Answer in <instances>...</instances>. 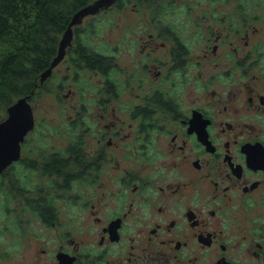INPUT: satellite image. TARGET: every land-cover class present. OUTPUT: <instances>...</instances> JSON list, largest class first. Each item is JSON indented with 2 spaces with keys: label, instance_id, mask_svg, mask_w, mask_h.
Here are the masks:
<instances>
[{
  "label": "flooded vegetation",
  "instance_id": "af4514ba",
  "mask_svg": "<svg viewBox=\"0 0 264 264\" xmlns=\"http://www.w3.org/2000/svg\"><path fill=\"white\" fill-rule=\"evenodd\" d=\"M129 1L108 8L121 11ZM138 1H148L159 29L142 50L154 66L144 59L122 65L117 46L93 45L102 61L94 69L80 62L98 78L79 86L84 98L69 121L72 140L39 147L41 129L33 152L43 163L24 157L23 141L20 158L0 171L8 187H0V224L29 213L12 223L19 230L8 242L0 238L2 264H264V6L243 18L264 0H204L203 14L193 0ZM164 7L176 13L162 16ZM86 18L43 80L51 63L41 71V87L51 76L61 80L60 63L70 78L80 74L73 52L87 42L79 33ZM68 24L56 35L53 58ZM198 44H205L200 56ZM156 46L161 56L151 55ZM41 169L44 181L34 180ZM8 171L34 203L12 204Z\"/></svg>",
  "mask_w": 264,
  "mask_h": 264
},
{
  "label": "rangeland",
  "instance_id": "374dc122",
  "mask_svg": "<svg viewBox=\"0 0 264 264\" xmlns=\"http://www.w3.org/2000/svg\"><path fill=\"white\" fill-rule=\"evenodd\" d=\"M92 1V0H91ZM94 1V0H93ZM92 1V2H93ZM166 2L175 5L176 0H165ZM172 1V2H171ZM204 0H193L191 5L194 9H198L200 11V14H203V9L208 7L204 4H200ZM148 1H138L135 2V0H131L127 3L125 7L119 10V8H115L113 6L112 8H107L105 10L100 9L97 13L87 16L85 21H88L91 23L90 28H86L83 30H80L79 33L86 34V40L88 42H91L92 45H94L99 50H106L107 48L111 46H117L119 49L117 51V60H119L120 64L125 65L127 63H131L133 61L137 60H147L148 64H151L154 66V61L157 60H148L145 58V53L142 51L144 50L145 44L144 41L149 33L157 34L159 29L154 25V20L151 17V13H148L147 10V3ZM91 3V2H90ZM264 4H251L247 7L246 10H244V16H249L253 14H261L263 12L262 7ZM29 7V5H28ZM31 7V6H30ZM74 4L72 3L69 7V9L73 8ZM233 8L232 4L229 5V10ZM228 10V11H229ZM239 11V10H237ZM162 16L164 15H172L175 14V10H169L166 7L163 8ZM210 13V12H209ZM211 14V13H210ZM90 15V14H89ZM247 21L251 23V27L253 25L258 24L257 21H254L252 18L247 17ZM206 20L203 22L202 19H200V23H205ZM149 24V25H148ZM23 26V27H22ZM29 26H33L36 32L35 35L40 38L42 32L45 28V24L43 21L37 20L35 25H32L31 23L25 22L22 25L18 26L23 28V30H28ZM88 26V24L84 25ZM90 30L94 31L93 33H90ZM93 34V35H92ZM60 35V33H58ZM62 36V35H61ZM39 40V41H40ZM206 44V43H205ZM201 47L197 46L196 50L194 51V54H198L199 56L204 51V46ZM164 48L163 47H154L151 49V55L152 56H161L163 54ZM29 64V60H23L21 62L22 67H26ZM58 73L62 76L61 80L59 78H54V76H51L48 79V82H46L45 87H36L33 91L32 96H35L33 100V104H35V113L37 118V127L33 131H29V135L27 140H22L23 143H26L27 147L24 150V157H31V158H39L40 163H43V160L40 156L35 154L33 152V149L38 147L36 144H33V142L38 139L42 138L41 135V129L45 130L46 138H43V140H40V146L44 142H48L49 144V150L53 147L56 148H64L71 140H72V134L69 131V121L72 118L73 115L77 114L80 110L81 106V100L84 98V93L79 89V86L82 82L76 83L74 81V78H70L71 70L70 67L67 68L64 63L58 64ZM68 75V76H67ZM67 76L65 79L64 77ZM92 79L94 81L95 78H98L97 74H94L92 72H88L86 74L87 78ZM95 77V78H94ZM64 80V86L62 88H59L57 83H61ZM36 81H38V77L36 78ZM73 87V89L71 88ZM91 93L90 87H86V96H88ZM125 97V96H124ZM114 99L108 100L104 103V105L111 109ZM77 105V106H76ZM97 108L96 104L91 105L90 110H94ZM0 111L3 114V106L0 105ZM53 121V122H51ZM50 123L48 124L51 128L40 125L42 123ZM55 127V128H54ZM45 139V140H44ZM21 169V165H17L15 167V172L19 173ZM40 176H33L32 178L34 180H42L44 181V178L42 177V174H45L44 170L39 171ZM14 176V172L8 171L6 173V180L13 188V193L15 194V198L12 199V204L20 210L19 202L23 201L24 203H34L32 193H21L19 191V186L11 183L12 177ZM13 197V195H12ZM3 211V208L1 209ZM0 211V212H1ZM29 215L28 212H25L23 214H17L16 219H11L8 222H3L0 225L2 227L6 225L9 226L10 229H3L0 231L1 236L0 238L5 242L9 241V237H13L16 235V231L19 230L17 226L12 225L13 222H21V220L25 219ZM66 217V214L63 212H60V218ZM38 225L41 224V220L38 218ZM28 223L24 222L21 225H27ZM37 224V223H36ZM34 224V225H36ZM9 244V243H8ZM3 263V260L0 261V264ZM12 263L11 260H5V264Z\"/></svg>",
  "mask_w": 264,
  "mask_h": 264
},
{
  "label": "trees",
  "instance_id": "16d2710c",
  "mask_svg": "<svg viewBox=\"0 0 264 264\" xmlns=\"http://www.w3.org/2000/svg\"><path fill=\"white\" fill-rule=\"evenodd\" d=\"M92 1L0 0V105L3 106L4 111L3 114L0 111V120L7 115L8 106L19 97L28 96L30 100L35 98L32 95L35 94L33 93L35 88L40 86L41 71L53 60L56 35L62 32L77 10ZM122 2L123 0H118V4ZM72 3L74 7L69 9ZM37 20L45 24L40 41L36 38L33 26H29L28 30L18 27L25 22L35 25ZM87 24L88 28L93 29L90 22ZM93 32L90 30V33ZM35 43L39 44L36 46ZM73 55L76 73L81 74L75 76L74 81L82 82L81 85H89L91 80L89 77L85 80L86 74L83 73L80 62L85 61L86 65L83 67L94 69L101 64L102 56L88 41L79 50L74 51ZM23 60H29L31 64L24 68L23 65L21 66ZM37 77L38 81H36ZM63 83L64 80L59 86ZM0 187L3 190L8 189L4 179L0 182Z\"/></svg>",
  "mask_w": 264,
  "mask_h": 264
},
{
  "label": "water",
  "instance_id": "95a60500",
  "mask_svg": "<svg viewBox=\"0 0 264 264\" xmlns=\"http://www.w3.org/2000/svg\"><path fill=\"white\" fill-rule=\"evenodd\" d=\"M115 0H94L77 10L59 42L57 54L51 65L42 73V80L46 78L52 68L61 60L71 44L74 25L82 21L83 17L95 14L100 9L108 8ZM35 125L34 108L28 96H21L7 108V115L0 120V171L21 156V143L26 134Z\"/></svg>",
  "mask_w": 264,
  "mask_h": 264
},
{
  "label": "clouds",
  "instance_id": "9594fccd",
  "mask_svg": "<svg viewBox=\"0 0 264 264\" xmlns=\"http://www.w3.org/2000/svg\"><path fill=\"white\" fill-rule=\"evenodd\" d=\"M31 101V100H30ZM31 103H32V101H31Z\"/></svg>",
  "mask_w": 264,
  "mask_h": 264
}]
</instances>
